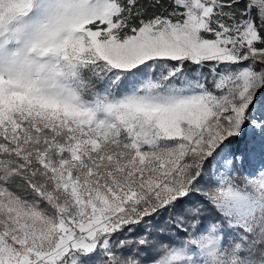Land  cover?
Listing matches in <instances>:
<instances>
[{
	"label": "snow or ice",
	"instance_id": "snow-or-ice-1",
	"mask_svg": "<svg viewBox=\"0 0 264 264\" xmlns=\"http://www.w3.org/2000/svg\"><path fill=\"white\" fill-rule=\"evenodd\" d=\"M0 264H264V0H0Z\"/></svg>",
	"mask_w": 264,
	"mask_h": 264
}]
</instances>
